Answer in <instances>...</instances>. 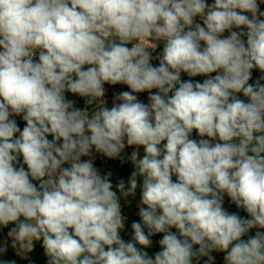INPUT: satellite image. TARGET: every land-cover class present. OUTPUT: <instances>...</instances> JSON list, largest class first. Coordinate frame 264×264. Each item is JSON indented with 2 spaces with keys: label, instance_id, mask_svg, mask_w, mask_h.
Here are the masks:
<instances>
[{
  "label": "clouds",
  "instance_id": "1",
  "mask_svg": "<svg viewBox=\"0 0 264 264\" xmlns=\"http://www.w3.org/2000/svg\"><path fill=\"white\" fill-rule=\"evenodd\" d=\"M261 4L0 0V229L11 247L40 243L47 264H216L213 253L264 264ZM105 85L129 91L109 107ZM132 146L134 170L114 191L94 153ZM138 189L126 240L121 198Z\"/></svg>",
  "mask_w": 264,
  "mask_h": 264
},
{
  "label": "rangeland",
  "instance_id": "2",
  "mask_svg": "<svg viewBox=\"0 0 264 264\" xmlns=\"http://www.w3.org/2000/svg\"><path fill=\"white\" fill-rule=\"evenodd\" d=\"M211 2V0H209ZM261 10H264V4H261ZM227 35V33H225ZM162 51V46L157 49V52ZM154 64L158 65V61H153ZM215 75V74H212ZM260 75L259 70H253V80L250 81L254 82L255 79ZM182 79H189L187 74L182 73ZM193 80H200L202 81L204 77H194L191 78ZM264 83V81H262ZM106 88V99L108 101V106L111 107L113 103V96L114 94H118L121 91H129L127 86L125 85H116V86H108L105 85ZM155 91V90H153ZM139 99L143 102L147 103V96L148 93H141L137 94ZM69 99H73L77 101V107L84 108V99L72 96L68 94ZM243 98V97H241ZM17 119V122L21 129L24 126V122L21 120L20 117H15ZM51 139V137H49ZM193 138L199 139L195 135V132L193 133ZM135 146L132 147H126L125 150L121 153L120 157L111 159L104 157L102 154H96L94 153V166L99 170V172L102 175L110 173V180L113 184V190L116 189V185L120 180H124L125 184L127 185V181L131 175V172L134 170L133 164L130 161L129 157L131 155V152L134 150ZM140 155L142 157L143 155V148L141 147L139 149ZM87 159V158H82ZM26 167V166H25ZM175 179V177H174ZM117 195L119 196L120 193L117 192ZM138 203H139V189L137 190L136 194L134 196H129L127 198H121V205H122V214L127 217L126 220V230L122 233V236L127 240L130 239L131 236V223L134 220H139L138 216ZM225 208L230 212H237L242 217H246L247 214L242 209H237L234 204H231L229 199L225 197ZM175 231V229H173ZM256 230L253 229L250 234H254ZM163 234H157L155 237H153L154 244L153 247L148 249L149 254L152 255L156 251L160 250L158 245V240L162 237ZM247 238V237H245ZM5 244L8 246V250L6 253H0V261L4 260H15L16 264H47V257L44 254V251L41 247L40 243H36L34 250L31 253H20L18 249H14L11 247V239L7 237V229H0V247H3ZM27 256V259L23 258L24 256ZM213 255L216 256V264H223L222 256L223 254H217L213 253ZM206 259V258H204ZM201 264L203 262L201 261Z\"/></svg>",
  "mask_w": 264,
  "mask_h": 264
}]
</instances>
